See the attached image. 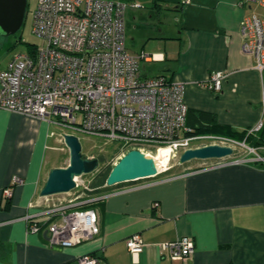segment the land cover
Segmentation results:
<instances>
[{
    "label": "crops",
    "instance_id": "1",
    "mask_svg": "<svg viewBox=\"0 0 264 264\" xmlns=\"http://www.w3.org/2000/svg\"><path fill=\"white\" fill-rule=\"evenodd\" d=\"M124 1L140 4L125 13L127 50L155 55L140 62L142 76L165 75L183 84L187 127L213 135L228 127L255 130L262 120L263 82L254 58L241 49L240 34L252 4ZM217 71L225 77L222 89L212 91L206 82ZM60 129L47 120L0 109V264H76L83 255L98 257L99 264H264V162L232 158L194 159L156 177L97 187L74 203L105 195L92 203L99 233L70 248L51 247L46 231L51 219L45 211L76 197L73 191L63 201L40 195L48 172L63 167L48 154L65 150ZM14 176L23 181L8 199L3 190ZM35 222L40 228L29 231ZM134 233L144 243L136 256L126 247ZM186 236L193 238L195 248L186 261L172 260L160 249L163 242Z\"/></svg>",
    "mask_w": 264,
    "mask_h": 264
},
{
    "label": "built area",
    "instance_id": "2",
    "mask_svg": "<svg viewBox=\"0 0 264 264\" xmlns=\"http://www.w3.org/2000/svg\"><path fill=\"white\" fill-rule=\"evenodd\" d=\"M189 0H183L187 3ZM264 8V0H244ZM140 4L124 0H37L32 14V32L42 40L39 47L17 52L0 70V109L34 116L84 135H96L117 142L118 158L130 149L164 147L171 157L194 148L193 140L233 141L220 136L193 134L186 126L184 86L165 75L146 77L140 62L155 55L130 53L126 47L125 13ZM241 49L255 60L261 74L264 125V17L252 13L240 23ZM222 71L214 72L206 86L221 89ZM75 132H71L75 134ZM76 135V134H75ZM79 179V178H78ZM76 179L69 203L49 206L45 214L47 242L54 248H70L93 239L99 231L95 208L85 207L105 195L74 203L92 193ZM22 177L14 176L3 190L10 198ZM35 222L28 230L39 229ZM126 247L133 256L143 251L138 233L128 236ZM172 260L186 261L195 250L191 236L163 242ZM96 256L83 255L76 264H99Z\"/></svg>",
    "mask_w": 264,
    "mask_h": 264
},
{
    "label": "water",
    "instance_id": "3",
    "mask_svg": "<svg viewBox=\"0 0 264 264\" xmlns=\"http://www.w3.org/2000/svg\"><path fill=\"white\" fill-rule=\"evenodd\" d=\"M26 6L27 0H0V36L15 35L21 29L26 16ZM62 137L65 147L69 149V162L65 167L56 166L48 172L40 191L43 197L65 194L74 190L76 179L82 175L91 174L99 167L98 159L83 157L78 135L66 132ZM233 152L232 146L219 143L194 146L182 151L177 164L182 165L194 159L223 161L229 159ZM169 169L159 167L154 157L147 156L141 150L130 149L113 164L105 178V185L112 187L115 184L137 182L140 179L156 177Z\"/></svg>",
    "mask_w": 264,
    "mask_h": 264
},
{
    "label": "rangeland",
    "instance_id": "4",
    "mask_svg": "<svg viewBox=\"0 0 264 264\" xmlns=\"http://www.w3.org/2000/svg\"><path fill=\"white\" fill-rule=\"evenodd\" d=\"M37 0H27V6H26V17L24 20V25L21 27V29L15 33V35H8V36H0V65H4L9 59H11L17 52H27L31 49L35 48L36 46L39 47L41 45L42 40L37 37L32 32V14L33 9L36 6ZM252 13L259 14L260 16L264 17V8L252 4ZM61 131L60 134H65L66 132H75L68 130L67 128H63L61 126H58ZM70 131V132H69ZM80 137L81 145H82V155L85 158H95L99 161V167L96 171L92 172L91 174L82 175L79 177L78 181L80 183H83L85 186H87L89 189H96L97 183H95V180H97L100 176V170L104 169L105 167L110 169V167L113 166L115 162L119 160L118 156L120 155V152H115L119 147L117 145V142H108L106 141V138L96 136V135H84L80 134L79 132L75 133ZM192 146H196L197 144H222V145H230L234 148V154L230 157L232 159L237 160H248V161H260L264 162V146L259 148H251L247 143L244 141H222L219 140H213L210 138H206L205 140H193ZM147 154L150 156H154L156 153V148L152 147L150 145H147L143 147ZM49 157H51L52 160H55V163H58L60 165H63V167L67 166L69 160V149L65 147V150L61 151L60 149L49 150L48 151ZM179 155H176L174 157H171V160H169L168 164H166V168H170V171H174L175 168L173 167L177 161H178ZM54 163V164H55ZM168 170V171H169ZM96 191V190H95ZM72 191L69 192L71 194ZM57 197H60L58 199L60 200H67L69 198L68 194H57ZM56 197V198H57ZM58 201V200H57Z\"/></svg>",
    "mask_w": 264,
    "mask_h": 264
},
{
    "label": "trees",
    "instance_id": "5",
    "mask_svg": "<svg viewBox=\"0 0 264 264\" xmlns=\"http://www.w3.org/2000/svg\"><path fill=\"white\" fill-rule=\"evenodd\" d=\"M182 4L183 3L181 1L180 6H182ZM23 25H24V21H23ZM191 129L193 130V134H199V135H205L206 134V133L203 134V131H201L200 129H195V128H191ZM206 135L220 136V137H224V138H227V139L229 138V139H231L233 141H237V142L244 141L251 148L253 147L255 149L264 146V125H262V127L259 128L258 130H256V129L255 130H251V132H249V131H237V130H234L233 128H231V127H228L226 129H224L222 135H219V134H217V135L206 134ZM118 149L115 152H119L120 150H118ZM258 164L263 165L262 162H260V161L258 162ZM107 168L105 167L104 169H101L100 170L101 174H100L99 178L97 180H95V183L99 184V185H97L99 187H101V186H103L105 184V178L108 175L111 167L108 170H107ZM85 207H92V204L83 205V208H85Z\"/></svg>",
    "mask_w": 264,
    "mask_h": 264
},
{
    "label": "bare ground",
    "instance_id": "6",
    "mask_svg": "<svg viewBox=\"0 0 264 264\" xmlns=\"http://www.w3.org/2000/svg\"><path fill=\"white\" fill-rule=\"evenodd\" d=\"M210 78V77H208ZM222 84V83H221ZM185 89V88H184ZM222 89V88H221ZM185 98V97H184ZM70 132V131H69ZM71 133V132H70ZM76 133V132H75ZM78 133V132H77ZM154 157L157 165L159 167L165 168L166 164H168L169 160H170V156H169V150L167 148L164 147H159V149H157L156 153Z\"/></svg>",
    "mask_w": 264,
    "mask_h": 264
}]
</instances>
